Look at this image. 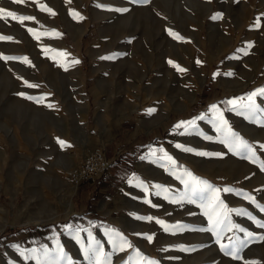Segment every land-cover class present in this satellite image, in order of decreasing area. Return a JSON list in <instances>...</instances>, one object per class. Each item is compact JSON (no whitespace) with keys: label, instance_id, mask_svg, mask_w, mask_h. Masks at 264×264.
Returning <instances> with one entry per match:
<instances>
[{"label":"rangeland","instance_id":"1","mask_svg":"<svg viewBox=\"0 0 264 264\" xmlns=\"http://www.w3.org/2000/svg\"><path fill=\"white\" fill-rule=\"evenodd\" d=\"M0 8V264H264V0Z\"/></svg>","mask_w":264,"mask_h":264},{"label":"snow or ice","instance_id":"2","mask_svg":"<svg viewBox=\"0 0 264 264\" xmlns=\"http://www.w3.org/2000/svg\"><path fill=\"white\" fill-rule=\"evenodd\" d=\"M15 2V0H14ZM5 16H14L13 13L11 12H6L4 9L0 8V18H3ZM215 19V17H214ZM175 35V34H173ZM175 38L180 39V37L175 36ZM171 63V62H170ZM179 71H184L183 69H180L177 66ZM29 87H34L33 85H29ZM257 95L260 96H264V89L259 90V92H253L251 93L246 99L248 101V103L246 104H241L240 107L246 109L247 111L251 112V113H255L258 111L257 106H256V102H255V97ZM29 99H32L31 97H28ZM227 103L232 104L235 108L237 102L235 100H230ZM213 111L216 110V106H212ZM151 111V110H150ZM221 123L226 127V121H223L222 116L220 117ZM194 123V122H192ZM180 125H178L179 127ZM219 130V129H218ZM61 146L65 145L64 141H61L58 139L57 141ZM225 143H227L229 145L230 150L236 151L237 153H239V151L241 149L246 150L249 153V156L247 158L252 159L253 161H255V152L252 151L251 146H249L246 142H244L243 140H241L239 137H236L235 134L231 133L230 130L228 131V138H226V140L224 141ZM190 150V149H187ZM168 159L171 161V157H168ZM174 163V161H173ZM261 167L264 168V164H261ZM186 175L190 178V181H182L183 183H185L186 188H189V199L191 200L192 197L197 196L199 194H202L205 190H208L212 193H217L219 192L218 189H213L211 185H208L207 182L205 181H201L198 180L197 178L193 177L191 175V173H186ZM224 191H229V189H225ZM251 199V198H249ZM214 202H218V204H216V207L214 208V211L216 210V208H222L223 207V202L219 201V197L215 196L213 200L209 201V206H213ZM209 219L211 221L212 217L209 216ZM158 223H162L159 222ZM217 224L222 223V220L217 219L216 221ZM262 227H264V225H261ZM149 240H151V237H148ZM127 244V241H124L122 239V243H121V250H123V246ZM130 247V245H128ZM221 249L225 252V255H229L231 256L233 259H238V252L235 248H233L231 251H229L227 249V247L225 245H221ZM91 251L95 252L97 255V260H96V264H100L99 261V249H92ZM61 256H63V252L62 250L59 253ZM87 254V253H86Z\"/></svg>","mask_w":264,"mask_h":264},{"label":"built area","instance_id":"3","mask_svg":"<svg viewBox=\"0 0 264 264\" xmlns=\"http://www.w3.org/2000/svg\"><path fill=\"white\" fill-rule=\"evenodd\" d=\"M107 160L101 151H93L86 154L80 165L72 169L70 181L73 185L92 179L97 173L107 167Z\"/></svg>","mask_w":264,"mask_h":264}]
</instances>
